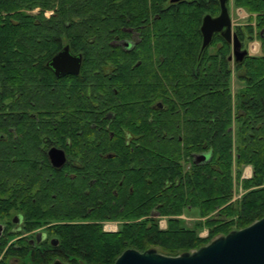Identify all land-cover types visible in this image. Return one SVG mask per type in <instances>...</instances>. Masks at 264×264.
I'll use <instances>...</instances> for the list:
<instances>
[{"label": "trees", "instance_id": "1", "mask_svg": "<svg viewBox=\"0 0 264 264\" xmlns=\"http://www.w3.org/2000/svg\"><path fill=\"white\" fill-rule=\"evenodd\" d=\"M232 3L249 14L234 29L240 61L220 33L201 47L218 0H0V220L48 224L68 264H112L127 248L191 251L262 217L264 0ZM66 44L80 71L57 77L47 62ZM50 146L65 150L59 168Z\"/></svg>", "mask_w": 264, "mask_h": 264}, {"label": "water", "instance_id": "2", "mask_svg": "<svg viewBox=\"0 0 264 264\" xmlns=\"http://www.w3.org/2000/svg\"><path fill=\"white\" fill-rule=\"evenodd\" d=\"M176 2L178 0H170ZM227 1L218 0L220 10L218 14H205L200 24L202 34L201 47H206L214 33L221 36L231 45L232 55L230 58L241 60L247 53L236 33L232 29V20ZM82 61L81 53H74L69 45H64L47 62L56 76L66 74H78ZM48 156L55 167L64 164L66 156L64 150L51 147ZM206 158V154H200L196 160ZM21 218V215H17ZM42 233H39V236ZM57 240L52 239L56 244ZM52 264H68L55 260ZM112 264H264V215L249 225L231 229L225 234L213 238L208 243L191 251H184L175 256L164 255L155 248L143 251L134 248L123 250Z\"/></svg>", "mask_w": 264, "mask_h": 264}, {"label": "rangeland", "instance_id": "3", "mask_svg": "<svg viewBox=\"0 0 264 264\" xmlns=\"http://www.w3.org/2000/svg\"><path fill=\"white\" fill-rule=\"evenodd\" d=\"M227 7L229 8V11H230V16H231V20H232V29L234 31L236 24H239L240 22H243L244 20H246L247 12L241 7H234L232 0H229L227 2ZM37 10L38 9H35L33 12H37ZM50 13H51V11L45 12V14L47 16ZM64 42H66V40ZM256 46H257L256 43L251 42L248 47H250L253 50L255 48V50H256V48H257ZM233 84H234L233 88H236L237 84H236L235 80L233 81ZM244 170L245 169H243V175L245 176ZM246 173H247V171H246ZM251 175H252V173H251ZM241 176H242V173H241ZM241 178L242 177H240V179ZM242 192H243V189H242L240 183L237 182V180H236V182L234 183V191H233V198L232 199H237L238 197H240ZM181 217L185 220L187 225H193V221L196 219L193 215L192 216L191 215H182ZM10 219H11V216L8 215L6 218H1L0 221L1 222H7V221L10 222ZM203 219L204 218H202V220ZM159 224H160V228L165 227L166 226V218H164V217L160 218ZM22 225H23L24 232L27 234L26 238H29L30 236L34 237V234L36 231L47 230V228H48L47 227L48 224H38V225H35L34 227H32L30 229H25L26 224L24 222ZM101 226H102V229L104 231H115L118 227V221L103 220V221H101ZM207 230L208 229L206 227H202L201 230L199 231V235L205 236L207 234ZM51 237H55V236H53L51 234L49 236H47V240L44 241L43 244L39 246V248H28L29 246H27L26 255H25V257L21 258L24 260V264H50L55 259H59L61 261H64L57 255V253H58L57 249L52 248V246L49 242ZM14 239H15L14 235H11L8 238V240H14ZM155 249L157 251H159L158 248H155Z\"/></svg>", "mask_w": 264, "mask_h": 264}, {"label": "flooded vegetation", "instance_id": "4", "mask_svg": "<svg viewBox=\"0 0 264 264\" xmlns=\"http://www.w3.org/2000/svg\"><path fill=\"white\" fill-rule=\"evenodd\" d=\"M125 41L129 43V40H125ZM66 75H76V74H66ZM57 77H62V76H57ZM111 116H112L111 113L108 112L107 117L110 118ZM51 147L53 146H50L46 150V154H47V158L51 166L55 167L51 163L50 158L48 156V150ZM55 147H58V146H55ZM58 148H61V147H58ZM64 153H65V150H64ZM65 156H66V153H65ZM55 168H59V167H55ZM17 215L19 216L20 214L15 213L12 216L10 222L0 221V264H24V260L21 258L25 257L27 246H29L28 248H39V246L42 245L43 242L47 240L46 230L36 231L34 234V237L30 236L29 238H26L27 234L24 232V229H23L22 218H18ZM39 233H42V234L39 236ZM11 235H14L15 237L14 240H8V238ZM52 239L54 238H50L49 240L50 243H52ZM55 260H59V259H55ZM52 262L50 264H52Z\"/></svg>", "mask_w": 264, "mask_h": 264}, {"label": "crops", "instance_id": "5", "mask_svg": "<svg viewBox=\"0 0 264 264\" xmlns=\"http://www.w3.org/2000/svg\"><path fill=\"white\" fill-rule=\"evenodd\" d=\"M247 16L246 17H248L249 16V14L247 13L246 14ZM242 23V22H241ZM254 43H256L257 44V48H256V51L255 52H257L258 50H259V42L256 40V39H254V41H253ZM252 42V43H253ZM250 48V47H249ZM254 52V51H253ZM236 81V78H235V76L234 75H232V78H231V87H232V90H235L236 88H233V81ZM236 84H237V82H236ZM243 169H245L244 171V173H245V176L243 175V170H242V178H248V177H250V175H251V173H252V168H251V166L250 165H247L246 167H244ZM246 171H249V172H247L246 173Z\"/></svg>", "mask_w": 264, "mask_h": 264}, {"label": "bare ground", "instance_id": "6", "mask_svg": "<svg viewBox=\"0 0 264 264\" xmlns=\"http://www.w3.org/2000/svg\"><path fill=\"white\" fill-rule=\"evenodd\" d=\"M233 5H234V4H233ZM146 6H147V5H146ZM24 10H25V9H24ZM241 24H242V23H241ZM241 24H240V25H241ZM116 31H117V30H116ZM120 31H121V30H120ZM117 33H118V32H117ZM119 34H120V33H119ZM137 34H138V33H137ZM122 35H123V34H122ZM105 37H106V36H105ZM240 42H241V41H240ZM103 43H104V42H103ZM88 44H89V43H88ZM135 44H136V43H135ZM87 46H89V45H87ZM89 47H90V46H89ZM89 47H88V48H89ZM133 47H134V46H133ZM228 49H229V48H228ZM110 51H111V50H110ZM75 52H76V51H75ZM52 53H53V52H52ZM105 54H106V53H105ZM49 57H50V56H49ZM49 57H48V58H49ZM120 58H121V57H120ZM46 59H47V58H46ZM111 60H112V59H111ZM126 61H127V60H126ZM234 61H235V60H234ZM239 61H240V60H239ZM242 64H243V63H242ZM242 64H241V65H242ZM45 65H46V64H45ZM240 68H241V67H240ZM133 70H134V69H133ZM74 81H75V79H74ZM77 81H78V80H77ZM162 94H163V93H162ZM28 97H29V96H28ZM166 97H167V96H166ZM5 99H6V98H5ZM8 99H9V98H8ZM165 100H166V99H165ZM92 101H93V100H92ZM28 102H29V101H28ZM59 105H60V104H59ZM57 106H58V105H57ZM96 108H97V107H96ZM50 110H51V109H50ZM75 110H76V109H75ZM69 112H70V111H69ZM97 113H98V112H97ZM166 113H167V112H166ZM77 115H78V114H77ZM81 115H82V114H81ZM156 115H157V114H156ZM95 116H96V115H95ZM153 116H154V115H153ZM158 116H159V115H158ZM84 118H85V117H84ZM213 118H214V117H213ZM79 119H80V118H79ZM95 119H96V118H95ZM159 119H160V118H159ZM144 121H145V120H144ZM147 121H148V120H147ZM122 122H123V121H122ZM148 122H149V121H148ZM94 123H95V122H94ZM212 123H213V122H212ZM184 124H185V123H184ZM184 124H183V125H184ZM186 124H187V123H186ZM116 125H117V124H116ZM117 127H119V126L117 125ZM26 129H27V128H26ZM99 129H100V128H99ZM103 129H104V128H103ZM116 129H117V128H116ZM116 129H115V130H116ZM27 130H28V129H27ZM25 131H26V130H25ZM101 133H103V135H104V132L101 131ZM101 133H100V134H101ZM106 133H107V132H106ZM95 135H96V134H95ZM100 137H101V136H100ZM165 138H166V137H165ZM87 141H88V140H87ZM167 143H168V142H167ZM167 145H168V144H167ZM196 145H197V144H196ZM186 146H187V145H186ZM97 147H98V146H97ZM194 147H196V146H194ZM46 148H47V147H46ZM103 149H104V148H103ZM101 150H102V149H101ZM196 150H197V149H196ZM96 151H97V150H96ZM217 151H218V150H217ZM90 152H92V151H90ZM96 154H97V153H96ZM45 155H46V154H45ZM86 156H87V155H86ZM46 157H47V156H46ZM76 159H77V158H76ZM78 161H79V160H78ZM89 163H90V162H89ZM88 165H89V164H88ZM78 169H80V168H77V170H78ZM74 170H76V169H74ZM247 172H249V171H247ZM54 174H55V173H54ZM88 174H89V173H88ZM90 174H91V173H90ZM17 177H18V176H17ZM81 177H82V176H81ZM32 180H33V179H32ZM37 181H38V180H37ZM17 183H18V182H17ZM11 188H12V187H11ZM15 195H16V194H15ZM238 198H239V197H238ZM56 239H57V238H56Z\"/></svg>", "mask_w": 264, "mask_h": 264}, {"label": "built area", "instance_id": "7", "mask_svg": "<svg viewBox=\"0 0 264 264\" xmlns=\"http://www.w3.org/2000/svg\"><path fill=\"white\" fill-rule=\"evenodd\" d=\"M250 47H251V46H250ZM250 49H251V48H250ZM251 51H254V52H255L256 50H255V48H254V50H253V49H251Z\"/></svg>", "mask_w": 264, "mask_h": 264}]
</instances>
